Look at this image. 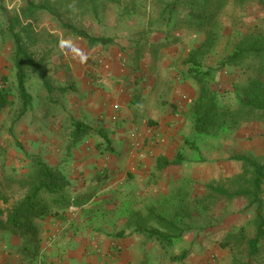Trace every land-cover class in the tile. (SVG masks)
Here are the masks:
<instances>
[{
    "label": "rangeland",
    "instance_id": "1",
    "mask_svg": "<svg viewBox=\"0 0 264 264\" xmlns=\"http://www.w3.org/2000/svg\"><path fill=\"white\" fill-rule=\"evenodd\" d=\"M26 2L27 0H0V84L4 82V86L10 88L12 92L10 105L0 110V187L4 189V194L12 199L23 196L25 192L20 188V182L30 175L35 163L49 162L45 156L36 153V135H26L23 130L20 131L21 125L25 123L36 127V111L39 109L36 107V97L44 100L43 95H47L46 100L50 99V105L55 106L56 110H61L60 108L66 110L64 104H73L75 96L80 95L78 84L84 66L104 67L106 62L112 61L116 53L120 54V62L124 67L132 68L135 73L139 71L135 78L139 84L147 87L150 85L148 72L158 66L157 69H161L157 60L158 53L164 48L160 46L161 44L154 46L153 42H157L158 39L163 43L170 41L171 44L168 46H175V52L170 54L178 55L177 61L171 64L173 68L177 66L180 68L178 83L190 82L191 87L196 89L195 98L188 101L183 99L179 103L182 113L191 121L190 135L183 137L182 145L175 151L171 160L174 164L165 169L160 168L164 167L161 157L157 161V169L146 175V179L127 175L119 180L117 189L114 187L112 189L111 185L97 195L96 190H92L91 196L101 198L105 193L106 197L113 201L118 199L120 193V197L125 200H146L147 205L151 201L154 208L162 210L161 212H165L169 218L176 217L180 220L178 222L181 231L173 233L174 243L171 246L160 247L163 250V262L160 264H232L235 255L243 252L244 245L242 240L239 242L233 240L231 245H228L226 243L228 236L238 233L241 229H244L249 237L254 234V210L248 202L245 199L232 201L223 199L211 209L204 210L202 216H189L179 210L186 203L204 198L208 184L215 182L229 187L239 181H245L250 171L244 169L243 162L234 157H264V122L262 120L245 122L238 127L225 130L218 136H199L194 132L193 106L199 88L188 73L186 59L189 53L200 45L204 35L187 27L174 29L172 33L167 31L166 26H161L156 19V12L161 7L158 0L112 1L101 10L99 16L91 10L79 8L77 5L68 6L70 3H65L61 19L56 14L46 12H42L36 19H25L22 8L26 6ZM8 14L19 16L22 27L28 28V34L21 31L23 42L34 60L41 65L52 88V90L44 88L43 80L28 68L26 86L32 101L30 108L22 116L20 113L23 103L17 92L15 46L12 38L2 33L8 24ZM149 16L154 22L152 27L148 25L151 18ZM263 20L264 8L258 4L245 11L230 5L222 17L224 28L222 38L212 53L206 57L204 64L218 68L214 74V85L221 94L223 103L236 106V85H241L245 77L239 69L219 68L220 61L225 53L232 49L239 32L262 26ZM63 23L85 30L95 37L111 38L112 42L99 43L91 47L86 38L66 28ZM174 80L177 78L174 77ZM163 85L162 90L166 97L171 86L168 87V83ZM170 105L176 112L177 106L173 102ZM75 121L80 122L71 117L72 125L68 126L69 132L73 131ZM94 129L90 127L88 133H93ZM90 144L94 145V142L89 138L84 141L80 139L75 142L68 139L62 142L64 151H70L73 147L79 149L82 145L89 149ZM140 145L141 143L137 141L132 143L133 148L143 156ZM141 180L146 183V194ZM151 183L155 186H168L169 189L166 194L160 189L148 196L147 186ZM143 206L142 204V208ZM3 208L4 205L0 202V209ZM154 228L159 229L158 226ZM183 253H187V256L183 260H177L176 256ZM262 253L256 257L253 264L264 262V244Z\"/></svg>",
    "mask_w": 264,
    "mask_h": 264
},
{
    "label": "crops",
    "instance_id": "2",
    "mask_svg": "<svg viewBox=\"0 0 264 264\" xmlns=\"http://www.w3.org/2000/svg\"><path fill=\"white\" fill-rule=\"evenodd\" d=\"M159 40L153 45L164 44ZM163 47L157 60L161 69H157L158 66L148 72L150 85L147 87L135 78L139 71L135 73L132 68L124 67L120 54L116 53L104 67L84 66L78 84L80 95L75 96L73 104H64L66 110H56L50 105L51 100H46L47 95H43L44 100L36 97V107L39 108V111L36 109V127L25 123L18 130H23L26 135L35 134L36 153L45 156L49 166L66 173L70 182L67 189L69 203L63 217L49 216L37 221L41 246L34 260L24 255L26 241L23 238L9 226L2 230L0 264L163 262L162 245L151 240L147 231L158 226L156 222L157 225L154 224V217L169 218L165 212L154 208L151 201L147 205L146 200H125L120 193L113 201L105 193L101 198L91 196L92 190H96L97 195L111 185L112 189H117L119 180L127 175L146 179V175L157 169L161 157L164 167L160 168L174 164L171 160L175 151L182 145L183 137L190 135L191 121L182 113L179 103L183 99L195 98L196 89L190 82L178 83L180 68L171 65L177 61L178 55L170 54L175 52V46ZM161 82L171 86L166 97ZM171 102L177 106L176 112L171 108ZM71 117L95 128L93 133L80 137L82 141L89 138L94 142L89 149L82 145L79 149L63 150V141L77 138L73 135L77 121L72 126L73 131H68ZM133 141L141 143L143 156L133 148ZM145 185L143 182L144 194ZM147 187L148 196L160 189L166 194L169 189L153 183ZM15 200L17 198H10L8 204L0 201L3 210ZM2 219L7 221L6 212Z\"/></svg>",
    "mask_w": 264,
    "mask_h": 264
},
{
    "label": "trees",
    "instance_id": "3",
    "mask_svg": "<svg viewBox=\"0 0 264 264\" xmlns=\"http://www.w3.org/2000/svg\"><path fill=\"white\" fill-rule=\"evenodd\" d=\"M112 1L118 0H27L22 13L25 19H36L42 12L56 14L61 19L63 5L70 3L68 6L77 5L99 16L101 10ZM158 1L161 7L156 12V19L161 26H166L167 31L172 33L174 29L187 27L204 35L203 41L189 53L186 59L188 73L197 82L199 88L198 97L193 106L194 132L199 136H218L225 130L238 127L245 122L253 120L264 122V23L254 29L248 28L244 32H239L232 49L227 51L220 61L219 68L239 69L245 77L241 85H236L235 107L223 103L221 94L215 88L214 74L218 68L204 64L206 57L212 53L222 38L224 29L222 17L227 8L232 5L245 11L256 4L264 8V0ZM7 20L8 24L3 28L2 33L9 35L15 46L14 62L17 69V92L23 103L20 113L22 116L30 108L32 101L26 86L28 68L38 74L49 90L52 88L41 65L34 60L23 42L21 31L28 34V28L22 27L20 17L17 15L8 14ZM153 23L152 17L149 18L148 25L152 27ZM63 25L86 38L91 47L99 43L112 42L111 38L92 36L85 30L74 28L68 23ZM169 36L168 34L167 37ZM28 37L31 39L30 36ZM168 43L160 46L171 44L170 41ZM11 94L10 88L4 86L2 82L0 110L10 105ZM75 125L73 135L77 137L74 139L76 142L88 133L90 127L80 122H75ZM234 159L242 161L244 169L250 171L244 182L239 181L229 187L215 182L208 184L204 198L184 204L179 212L189 216H202L204 210L211 209L220 200L245 199L254 210V234L249 237L246 231L241 229L238 233L230 234L226 243L231 245L233 240L236 242L242 240L244 245L243 252L235 255L232 264H253L256 257L261 254L264 241V157L236 156ZM69 185L67 175L60 169L42 162L35 163L30 175L20 182L24 195L15 200L6 210L0 209V232L9 226L17 236L23 238L26 241L23 253L27 258L34 260L41 246L37 221L49 216L63 217L65 207L69 203L67 193ZM3 191L4 189L0 187V201L8 204L10 197ZM5 212L7 221L2 219ZM154 220L161 229L148 230V237L158 241L162 247L171 246L175 241L173 233L181 231L178 222L180 220L176 217L172 219L154 217ZM226 243L223 244L224 247ZM186 256L187 253H183L176 256V259L183 260Z\"/></svg>",
    "mask_w": 264,
    "mask_h": 264
}]
</instances>
